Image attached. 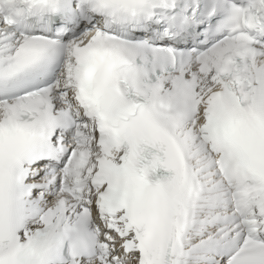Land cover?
Returning a JSON list of instances; mask_svg holds the SVG:
<instances>
[{
	"label": "snow or ice",
	"instance_id": "snow-or-ice-1",
	"mask_svg": "<svg viewBox=\"0 0 264 264\" xmlns=\"http://www.w3.org/2000/svg\"><path fill=\"white\" fill-rule=\"evenodd\" d=\"M0 264H264V0H0Z\"/></svg>",
	"mask_w": 264,
	"mask_h": 264
}]
</instances>
